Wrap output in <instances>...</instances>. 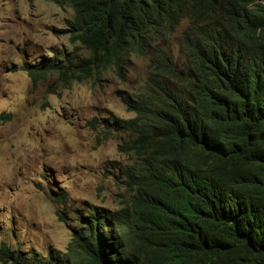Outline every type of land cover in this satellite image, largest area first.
Here are the masks:
<instances>
[{"label":"trees","instance_id":"obj_1","mask_svg":"<svg viewBox=\"0 0 264 264\" xmlns=\"http://www.w3.org/2000/svg\"><path fill=\"white\" fill-rule=\"evenodd\" d=\"M54 1L74 6L72 31L91 52L61 75L79 82L121 72L184 15L192 23L185 68L160 52L148 91L123 96L136 114L113 125L129 133L127 207L114 225L91 210L68 253L25 264H264V0ZM34 68V83L60 69ZM0 261L24 264L5 244Z\"/></svg>","mask_w":264,"mask_h":264},{"label":"rangeland","instance_id":"obj_2","mask_svg":"<svg viewBox=\"0 0 264 264\" xmlns=\"http://www.w3.org/2000/svg\"><path fill=\"white\" fill-rule=\"evenodd\" d=\"M72 16L52 1L0 0V256L5 244L24 264L68 253L91 210L121 212L130 194L133 160L119 152L127 135L113 125L135 117L119 92L143 85L148 62L134 59L124 81L110 72L70 86L57 74L34 83L27 70L52 52L88 57L64 33ZM186 26L168 40L175 60Z\"/></svg>","mask_w":264,"mask_h":264},{"label":"clouds","instance_id":"obj_3","mask_svg":"<svg viewBox=\"0 0 264 264\" xmlns=\"http://www.w3.org/2000/svg\"><path fill=\"white\" fill-rule=\"evenodd\" d=\"M47 1H52L56 4H60L62 6H66V7H69L72 9L73 11V16L72 18L68 21V24H67V28L64 30V33L65 34H68L69 35V38H70V42L76 46V49L78 48H83L85 51H87L88 53V57H81L77 52L76 53H62V54H59V53H55V52H52V56H51V59H44L41 63L39 64H32L30 65V70L27 69L28 71H36L37 69L34 68V66H38V68H41L44 64H49L51 62H55L56 63V66H58L60 69L57 70V72L55 73H52L50 75H47L46 77H40V78H37V80H44L46 79L47 77L51 76V75H54V74H57L58 75V79L60 82L66 84L67 86H70L72 83L74 82H79V81H76V80H71V79H66V78H63L61 75L62 73L64 72L65 74H69V75H72L74 73L78 74V67L79 65L85 61V60H88L89 57H90V50H88L86 48V45L82 42V40L80 39V37L75 34L73 31H72V28H71V25L72 23L74 22V19H75V16H76V9L74 8L73 5L69 4V3H59V2H56L54 0H47ZM184 22H187V26L186 28L184 29V31L182 32L181 34V52H182V56L179 57L177 60L174 59V57L172 56L170 50H169V47H170V42L168 41L169 38L178 31V29L181 27V25L184 23ZM191 23H192V19H191V13H189L188 15H184L183 17H181L179 23H178V27L176 28L175 32L171 35H165V36H161V37H158V38H155L153 43H152V48H150L149 50H147L146 52H141V51H137V50H132L130 54H128V56H126L123 61H122V70L121 72H117V71H114V67H111L109 70H106V72H104L100 79H89L87 81H96V82H100V81H103L105 80V77L108 73L112 72L114 73V75L119 78L120 80L124 81L126 80V76L127 74L129 73L130 69H131V66L133 65V61L134 59H143L145 61L148 62V75H147V78L145 80V82L143 83V85H141L140 87H137V89H134L132 92H127V91H120L119 92V95L120 97L122 98L123 100V96L127 97V96H132L134 93H136L138 90H146L148 91L149 87L152 86V79H151V66H152V63L154 60H156L155 57H157L159 55L160 52H163L167 58L171 61L173 67L175 68H178V69H184L185 68V65H186V62H187V57L184 53V48L187 46V42L190 40L189 39V35H188V28H190L191 26ZM192 35V33H191ZM165 38V39H164ZM30 74V72H29ZM31 76V75H30ZM32 78V77H31ZM33 80V79H32ZM85 82V81H84ZM36 83V82H35ZM80 83V82H79ZM124 102V100H123ZM124 104L126 105V103L124 102ZM127 109L129 110L128 106L126 105ZM130 111V110H129ZM134 113V112H133ZM135 114V113H134ZM135 117H136V114H135ZM134 117V118H135ZM132 118V119H134ZM131 120V119H129ZM129 120H122V119H115L114 122L116 121H129ZM111 124H109L110 126ZM103 126H108V124H103ZM114 127V126H113ZM115 132V131H114ZM120 134H123V135H127V139H126V143L128 142V139H129V133H127L126 131H123V132H119ZM119 152L121 153H124L126 155H128L130 157V159L132 160V156L130 154H127L125 152H122L120 151V147H119ZM130 191V190H129ZM131 198H132V192L130 191V194H129V199L128 201H131ZM125 209V208H124ZM98 212V211H97ZM100 212V211H99ZM122 212V211H121ZM103 213V212H102ZM119 213V212H116V213H111L109 215H107L109 217V220L112 221L113 225H114V218H115V215ZM60 215V214H59ZM123 213L120 215L122 216ZM123 222H126L127 223V220L126 219H122ZM81 223V222H80ZM126 226V225H125ZM126 229H127V226H126ZM73 241V240H72ZM72 243V242H71ZM70 246V245H69ZM48 257V256H47Z\"/></svg>","mask_w":264,"mask_h":264}]
</instances>
